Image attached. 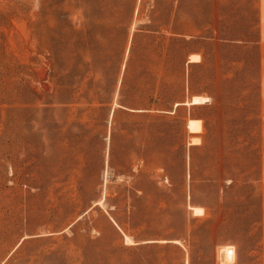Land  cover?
<instances>
[{"label":"rangeland","instance_id":"374dc122","mask_svg":"<svg viewBox=\"0 0 264 264\" xmlns=\"http://www.w3.org/2000/svg\"><path fill=\"white\" fill-rule=\"evenodd\" d=\"M0 264H264V0H0Z\"/></svg>","mask_w":264,"mask_h":264},{"label":"bare ground","instance_id":"6f19581e","mask_svg":"<svg viewBox=\"0 0 264 264\" xmlns=\"http://www.w3.org/2000/svg\"><path fill=\"white\" fill-rule=\"evenodd\" d=\"M197 57L198 56H196L195 54H192L191 56H190V61H195V60H197ZM208 100V98L207 97H203V96H195V97H193L192 98V100L190 101V102H186V103H192V104H196V103H203V102H205V101H207ZM194 142V141H193ZM193 208V210L195 211V212H197V213H200V212H202L203 211V207H199V206H194V207H192ZM227 249V247L222 251L223 253H224V251ZM230 256H233V255H225L224 257H225V259H227V257H230Z\"/></svg>","mask_w":264,"mask_h":264},{"label":"built area","instance_id":"2783aa9c","mask_svg":"<svg viewBox=\"0 0 264 264\" xmlns=\"http://www.w3.org/2000/svg\"><path fill=\"white\" fill-rule=\"evenodd\" d=\"M225 255H236V250L234 246H227V249L224 251V256Z\"/></svg>","mask_w":264,"mask_h":264}]
</instances>
